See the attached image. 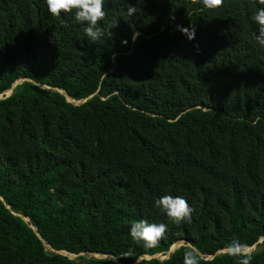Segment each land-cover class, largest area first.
Instances as JSON below:
<instances>
[{"label":"trees","instance_id":"obj_1","mask_svg":"<svg viewBox=\"0 0 264 264\" xmlns=\"http://www.w3.org/2000/svg\"><path fill=\"white\" fill-rule=\"evenodd\" d=\"M105 11L101 26L115 27L92 44L42 0H0V94L22 81L0 99V264H135L179 241L137 264H183L190 248L199 264H239L233 240L264 264L253 9L105 0ZM163 195L182 196L190 222H169L153 205ZM141 219L167 225L153 248L129 236Z\"/></svg>","mask_w":264,"mask_h":264},{"label":"clouds","instance_id":"obj_2","mask_svg":"<svg viewBox=\"0 0 264 264\" xmlns=\"http://www.w3.org/2000/svg\"><path fill=\"white\" fill-rule=\"evenodd\" d=\"M47 14L52 18H60L62 14H71L74 23L82 28L83 36L88 43L94 44L103 38L105 32L107 37L111 35L110 29L115 27V21L110 28L101 26V22L106 16L105 0H42ZM195 3L206 11H214L221 4L222 0H195ZM247 6L253 9L249 16V22L255 27V44L264 50V0H247ZM126 14L133 17L137 13V8L127 4ZM182 34L187 35L188 29H180ZM137 34H133L132 40ZM191 40L193 37L191 35ZM127 44L128 41H121ZM76 103V102H75ZM153 205L172 224L190 222L193 208L182 196L163 195L155 199ZM166 223H150L141 219L131 223L128 232L131 239L137 246L150 249L156 246L159 238L166 231ZM246 245L238 240L231 241L228 251L239 261V264H250L251 256L243 252ZM252 248V247H250ZM199 252L195 248H190L183 253V264H199Z\"/></svg>","mask_w":264,"mask_h":264},{"label":"rangeland","instance_id":"obj_3","mask_svg":"<svg viewBox=\"0 0 264 264\" xmlns=\"http://www.w3.org/2000/svg\"><path fill=\"white\" fill-rule=\"evenodd\" d=\"M22 81L20 80V81H18L15 85H18V84H20ZM15 85L13 86V87H15ZM12 89V88H11ZM10 89V90H11ZM12 91H14V90H11V91H7V92H5V93H3V94H0V99H2V98H5V97H9L10 95H11V93H12ZM76 104H78V102H76ZM182 245H184V242L183 241H179V242H177V243H175L173 246H172V248H171V252L173 253L175 250H177L178 248H180ZM255 250H257V246H254V247H252V248H248V249H244L243 250V252H245V253H250V252H253V251H255ZM171 252H168V253H166V254H158V255H156L155 257L156 258H160V259H162V260H165V259H168L169 258V256H170V254H171ZM225 252H227V251H222L221 253H225ZM64 254H66V253H64ZM67 256H69L70 258H72V259H76L78 256H75V255H69V254H66ZM89 256V255H88ZM90 256H94V257H97V258H102L103 256H101V255H90ZM150 257L149 256H145V257H143L142 259H140L138 262H140L141 260H143V259H149ZM137 262V263H138ZM136 263V264H137Z\"/></svg>","mask_w":264,"mask_h":264},{"label":"water","instance_id":"obj_4","mask_svg":"<svg viewBox=\"0 0 264 264\" xmlns=\"http://www.w3.org/2000/svg\"><path fill=\"white\" fill-rule=\"evenodd\" d=\"M17 85H15V87H16ZM15 87H13L11 90H14L15 89ZM11 90H9V91H11ZM12 93H13V91H12ZM11 93V94H12ZM68 101H70V102H73L70 98H68ZM86 100H83V101H79L78 102V105L79 104H82V103H84ZM263 241V239L260 241V242H262ZM256 246V245H255ZM254 247V246H253ZM172 248V247H171ZM246 249H248V248H246ZM244 250V249H243ZM54 251V250H53ZM169 252H171V249H170V251ZM64 253H66V252H63L62 254H64ZM172 253V252H171ZM245 253V252H244ZM66 254H68V253H66ZM66 254H64V255H66ZM104 257V256H103ZM152 258H156L155 256H153V257H150L149 259H146V260H150V259H152ZM136 264V263H135Z\"/></svg>","mask_w":264,"mask_h":264}]
</instances>
